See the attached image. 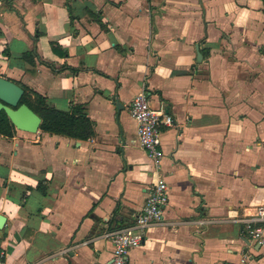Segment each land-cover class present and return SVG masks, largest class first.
Instances as JSON below:
<instances>
[{
  "label": "crops",
  "instance_id": "0c3cea01",
  "mask_svg": "<svg viewBox=\"0 0 264 264\" xmlns=\"http://www.w3.org/2000/svg\"><path fill=\"white\" fill-rule=\"evenodd\" d=\"M0 76L82 104L95 131L0 134L6 264H108L103 233L133 223L155 178L141 92L173 117L168 200L127 264H264L239 220L264 206V0H0Z\"/></svg>",
  "mask_w": 264,
  "mask_h": 264
},
{
  "label": "built area",
  "instance_id": "2783aa9c",
  "mask_svg": "<svg viewBox=\"0 0 264 264\" xmlns=\"http://www.w3.org/2000/svg\"><path fill=\"white\" fill-rule=\"evenodd\" d=\"M130 113L137 122L138 144L147 152L155 167V178L150 185L145 203L136 214L133 223L109 229L103 233V236L112 244L108 264H127L129 250L143 241L147 228L160 222L163 207L168 200L167 183L159 172L164 156L161 145V128L173 126V117L169 113L152 108L145 92L137 94L132 99ZM239 220L244 223L242 231L251 242L259 244L264 242V231L260 225L264 222V206H257L253 213ZM193 223L201 226L205 220L197 219ZM0 264H6L3 252H0Z\"/></svg>",
  "mask_w": 264,
  "mask_h": 264
},
{
  "label": "trees",
  "instance_id": "16d2710c",
  "mask_svg": "<svg viewBox=\"0 0 264 264\" xmlns=\"http://www.w3.org/2000/svg\"><path fill=\"white\" fill-rule=\"evenodd\" d=\"M39 36V32L36 33ZM54 51L57 48L52 44ZM32 52H25L22 58L31 60ZM24 93L21 103L27 104L41 117L40 129L51 134L86 140L95 133L94 123L86 114L82 104H73L68 109H58L53 106L48 98L22 85ZM14 128L4 111H0V134L6 137L13 136ZM41 183H38V188Z\"/></svg>",
  "mask_w": 264,
  "mask_h": 264
},
{
  "label": "water",
  "instance_id": "95a60500",
  "mask_svg": "<svg viewBox=\"0 0 264 264\" xmlns=\"http://www.w3.org/2000/svg\"><path fill=\"white\" fill-rule=\"evenodd\" d=\"M200 55V52L197 51ZM24 89L18 83L0 76V111H4L11 124L18 130L37 133L41 117L27 104L21 103ZM6 217L0 214V229Z\"/></svg>",
  "mask_w": 264,
  "mask_h": 264
}]
</instances>
